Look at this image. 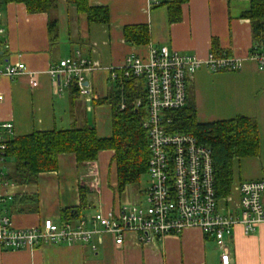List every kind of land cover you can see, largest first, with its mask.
<instances>
[{
    "label": "crops",
    "instance_id": "0c3cea01",
    "mask_svg": "<svg viewBox=\"0 0 264 264\" xmlns=\"http://www.w3.org/2000/svg\"><path fill=\"white\" fill-rule=\"evenodd\" d=\"M159 1L160 6L148 10L146 0H87L89 6L108 10L109 23L98 25L89 24L85 15L77 14L73 6L61 0L62 7L57 4L58 41L52 46L47 32V14H28L23 4L2 1L0 8L6 36L0 63H22L28 73L12 80L0 79V124L11 123L15 137L90 125L84 99L79 96L73 103L69 87L63 88L59 95L53 78L47 73L60 60L74 57L76 52L93 66V70L85 74V81L95 103L113 91L115 83H108L110 71L117 69L128 54L144 57L149 46H164L206 60L211 42L216 40L219 50L239 59L242 67L236 72L215 73L198 69L188 80V96L199 123L236 116L257 122L259 155L234 160L232 165L229 205L235 206L238 202L236 188L241 182L264 179V71H259L248 58L254 44L253 35L249 20L241 17L248 10L249 1L187 0L181 5L180 20L174 23L168 22L166 7L172 0ZM141 24L148 28L149 42L142 46L125 43L123 28ZM31 81H36V87ZM102 106L92 105L88 110ZM107 113L110 119V108ZM100 115L106 118L103 110ZM104 123L100 129L94 125L101 138L110 134V130L107 136L101 134L105 131ZM6 163L4 172L9 171ZM107 163H112L111 152H101L96 162L80 166L73 155H61L56 171L40 174L34 184H12L7 190L13 196H36V205L28 203L19 212L5 203L1 205L2 212L15 229L38 226L44 219L58 222L61 209L79 205L78 189L85 186L89 192L82 217L89 218L98 211L116 213L122 205L114 201L115 173L111 185L102 182V171ZM241 230L235 227L228 241L229 264H264V225L253 235H244ZM92 243L96 246L94 250L90 244L82 243L38 245L18 251L0 247V264H221L220 251L214 241L196 228L144 244L139 243L133 232L125 234L122 247L115 246L113 237L108 234L99 240L95 238Z\"/></svg>",
    "mask_w": 264,
    "mask_h": 264
},
{
    "label": "built area",
    "instance_id": "2783aa9c",
    "mask_svg": "<svg viewBox=\"0 0 264 264\" xmlns=\"http://www.w3.org/2000/svg\"><path fill=\"white\" fill-rule=\"evenodd\" d=\"M147 8L161 5L159 0H146ZM249 1V0H247ZM1 6V0H0ZM0 8V51L5 43L6 30ZM143 57L128 54L122 64L110 71V81L130 80L142 82L145 101V118L142 129L148 143V187L143 190L142 201L122 205L116 213L95 212L89 218L81 217L73 223L44 219L35 227L15 229L2 212L1 205L13 198L7 190L12 183L5 179L4 165L7 142L13 137V125L0 124V247L18 251L38 245L90 244L108 234L114 244L122 247L129 232L137 235L139 243H150L168 235L196 228L211 238L220 251V263L229 264L228 241L235 227L244 235H253L264 225V179L243 181L238 185V202L230 206L229 195L218 198L215 190L212 153L188 134L171 130L170 112L182 109L187 100V82L200 68L210 72H236L242 62L227 55L215 58L211 53L206 60L170 50L167 47H150ZM248 58L259 71H264V43L252 45ZM88 59L76 52L74 57L60 60L48 70L57 93L74 81L79 96L91 109L93 96L85 81V74L93 70ZM22 63H0V79H15L26 74ZM34 74V73H29ZM36 87V81H31ZM141 101L135 102L139 107ZM124 107L120 105L119 109ZM14 185V184H13ZM6 190V191H4Z\"/></svg>",
    "mask_w": 264,
    "mask_h": 264
},
{
    "label": "trees",
    "instance_id": "16d2710c",
    "mask_svg": "<svg viewBox=\"0 0 264 264\" xmlns=\"http://www.w3.org/2000/svg\"><path fill=\"white\" fill-rule=\"evenodd\" d=\"M19 3L25 6L28 14H47V32L50 45L58 41V20L52 17L57 10V0H1V3ZM187 0H172L166 4L168 22L180 20L181 5ZM77 14H83L89 24L107 25L109 13L105 7L89 6L87 0H66ZM249 20L255 43H264V0H249V8L241 15ZM125 43L142 46L149 42L146 25L125 26L123 28ZM210 53L219 58L227 57V52L219 50L216 40L211 42ZM225 72V71H220ZM72 100L79 97L74 81L70 82ZM187 100L185 106L170 112L171 130L175 133L188 134L200 145L210 148L212 153L215 190L218 198L229 195L233 182V162L259 155L260 136L257 122L253 118L236 116L229 120L213 123H199L193 102L189 99L187 82ZM140 100L139 107L135 102ZM93 105H107L110 108V134L99 137L92 125H74L64 130L35 131L25 136H13L7 142L6 160H13L11 169L5 172V179L14 185L34 184L42 173L57 170L58 158L64 154L75 157L77 165L93 164L101 152H111L114 166L115 189L120 198L132 186H137L147 171L149 157L147 136L142 129L145 118V101L142 82L118 79L113 91ZM123 104L124 107L120 108ZM79 205L60 210L61 223L79 221L87 208L88 189L79 186ZM37 204L36 196L19 195L6 202L10 208L23 211L26 204ZM4 205V204H3Z\"/></svg>",
    "mask_w": 264,
    "mask_h": 264
},
{
    "label": "rangeland",
    "instance_id": "374dc122",
    "mask_svg": "<svg viewBox=\"0 0 264 264\" xmlns=\"http://www.w3.org/2000/svg\"><path fill=\"white\" fill-rule=\"evenodd\" d=\"M60 2H61V0H57V4L58 3L60 4ZM61 7H62V4H60V8ZM57 12H58L57 10L55 12H53L51 14L52 17L58 18ZM108 81H109L108 83L110 84V77H109ZM92 105L93 104H91V107H92ZM86 107H87V105H86ZM102 110L106 114L105 119H103V116L100 115V112ZM108 111H109V107L107 105H104L100 109H93V110L87 109V113H86L88 123L92 126L95 125V126L99 127V129H100L101 125L103 124V121H105V123H104L105 124L104 125L105 131L101 132V134H103L104 136H107L109 134V130H110V119H109V117H107V116H109V113H107ZM12 165H13V160L8 159L5 168L7 170H10ZM235 174H237V168H235ZM102 177L104 179V180H102V182H104L108 185L112 184V181L114 178V166L112 163L111 164L107 163L106 165H104V169L102 171ZM106 184H104L105 189L112 193V190H110L109 186H106ZM148 184H149L148 178L146 176H142L139 184L137 186L129 187L120 198H118V196L115 194L114 201L120 205H132V204L139 203L142 201V198H143V194H142L143 190L148 187ZM110 195L112 197V194H110ZM91 197H90V199H91ZM111 197L109 196V198H111ZM91 211L92 210H90L89 212H91Z\"/></svg>",
    "mask_w": 264,
    "mask_h": 264
}]
</instances>
